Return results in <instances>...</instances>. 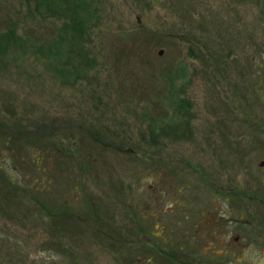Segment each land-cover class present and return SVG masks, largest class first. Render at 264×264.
Listing matches in <instances>:
<instances>
[{"label":"rangeland","instance_id":"374dc122","mask_svg":"<svg viewBox=\"0 0 264 264\" xmlns=\"http://www.w3.org/2000/svg\"><path fill=\"white\" fill-rule=\"evenodd\" d=\"M33 3L0 0V264H264V9L82 0L65 82Z\"/></svg>","mask_w":264,"mask_h":264},{"label":"trees","instance_id":"16d2710c","mask_svg":"<svg viewBox=\"0 0 264 264\" xmlns=\"http://www.w3.org/2000/svg\"><path fill=\"white\" fill-rule=\"evenodd\" d=\"M244 1L254 2L264 9V0ZM33 2L34 10L40 15L62 17L65 20L55 36L51 37L47 43L43 42L34 46V54L38 61L50 67L62 81H70L75 72L83 71L86 65H92L91 61H86L82 49L83 29L86 26L80 8L82 0H33ZM16 26V23H12L6 31L0 33V57H4L11 51H19L20 42L16 34ZM40 156L42 159L44 154ZM52 165L57 166L58 163H50L47 160L46 169L50 171Z\"/></svg>","mask_w":264,"mask_h":264},{"label":"flooded vegetation","instance_id":"af4514ba","mask_svg":"<svg viewBox=\"0 0 264 264\" xmlns=\"http://www.w3.org/2000/svg\"><path fill=\"white\" fill-rule=\"evenodd\" d=\"M217 225V224H216ZM214 238H215V236H214ZM214 244V243H213ZM216 245V244H215ZM263 254H264V251H263Z\"/></svg>","mask_w":264,"mask_h":264}]
</instances>
